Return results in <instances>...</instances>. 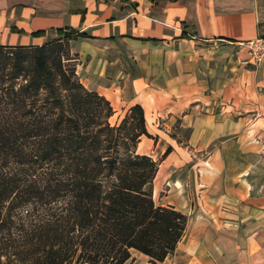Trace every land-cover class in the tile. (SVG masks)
<instances>
[{"label": "crops", "instance_id": "1", "mask_svg": "<svg viewBox=\"0 0 264 264\" xmlns=\"http://www.w3.org/2000/svg\"><path fill=\"white\" fill-rule=\"evenodd\" d=\"M66 36L111 119L143 107L155 201L189 217L163 261L125 264H264V63L240 43L264 37V0H0V45Z\"/></svg>", "mask_w": 264, "mask_h": 264}, {"label": "trees", "instance_id": "2", "mask_svg": "<svg viewBox=\"0 0 264 264\" xmlns=\"http://www.w3.org/2000/svg\"><path fill=\"white\" fill-rule=\"evenodd\" d=\"M69 39L0 45V264H125L135 250L163 261L189 217L155 201L159 162L137 152L144 109L113 124Z\"/></svg>", "mask_w": 264, "mask_h": 264}, {"label": "built area", "instance_id": "3", "mask_svg": "<svg viewBox=\"0 0 264 264\" xmlns=\"http://www.w3.org/2000/svg\"><path fill=\"white\" fill-rule=\"evenodd\" d=\"M240 43L247 47L250 62L264 63V37H255Z\"/></svg>", "mask_w": 264, "mask_h": 264}, {"label": "rangeland", "instance_id": "4", "mask_svg": "<svg viewBox=\"0 0 264 264\" xmlns=\"http://www.w3.org/2000/svg\"><path fill=\"white\" fill-rule=\"evenodd\" d=\"M69 46H70V49H71V43H70V42H69ZM70 57L73 58L71 64H76L77 61H76L75 56L72 54V52H71V56H70ZM118 114H119V113H117V114L111 119V122H112L113 124H115V123L117 122Z\"/></svg>", "mask_w": 264, "mask_h": 264}]
</instances>
